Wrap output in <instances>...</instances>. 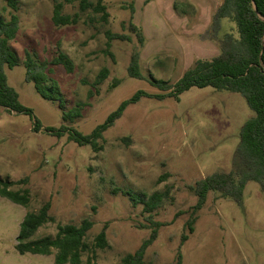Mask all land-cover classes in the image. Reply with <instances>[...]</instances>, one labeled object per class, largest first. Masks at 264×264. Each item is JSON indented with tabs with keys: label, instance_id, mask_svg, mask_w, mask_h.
Here are the masks:
<instances>
[{
	"label": "rangeland",
	"instance_id": "1",
	"mask_svg": "<svg viewBox=\"0 0 264 264\" xmlns=\"http://www.w3.org/2000/svg\"><path fill=\"white\" fill-rule=\"evenodd\" d=\"M16 1L20 30L11 45L21 61L7 75L32 116L0 106V177L28 178L12 188H28L31 203L25 207L0 196V264H56V250L35 255L16 248L25 215L48 201L56 222L41 227L34 239L55 238L59 223L91 220L87 241L94 243L107 225L109 246L96 249L95 256L85 253L83 264H123V257L152 233L143 202L167 190L169 196L153 212L164 225L144 264H175L180 255L183 264H264V190L256 181L248 182L240 203L211 192L194 231L187 226L198 199L193 187L215 172L234 169L241 128L253 115L246 99L238 92L197 86L178 98L149 96L165 93L152 78L175 83L197 59L220 53L211 25L223 0H103L108 23L92 9L81 12L76 1L65 4L63 13L78 15L79 21L65 26L53 22V0ZM0 10L9 16L7 0H0ZM131 23L142 30L144 44ZM231 26L225 19L222 34ZM108 31L132 40L109 42ZM136 51L143 79L129 74ZM28 52L49 63L57 100L45 99L26 81ZM61 53L72 60V72L53 64ZM105 68L107 79L96 85ZM137 92L145 95L95 142L101 147L69 139L73 131L91 135ZM79 104L84 105L81 116L66 119ZM184 234L189 238L183 243Z\"/></svg>",
	"mask_w": 264,
	"mask_h": 264
},
{
	"label": "trees",
	"instance_id": "2",
	"mask_svg": "<svg viewBox=\"0 0 264 264\" xmlns=\"http://www.w3.org/2000/svg\"><path fill=\"white\" fill-rule=\"evenodd\" d=\"M12 9L6 17L0 10V106L17 113L30 114L29 108L20 101L18 91L9 84L7 69L19 64L20 57L11 45L18 36L20 30V17L18 15V3L16 0H7ZM78 1L81 12L92 9L100 14V21L109 22L110 14L103 0L93 2L90 0H53V22L57 26L76 24L79 16L64 14L65 4ZM229 19L231 29L223 32V21ZM91 20L95 21L94 18ZM132 32L136 33L139 42L144 44L145 38L141 29L131 23ZM212 40L217 43L220 53L211 59H197L186 70L183 76L175 83L152 78L151 82L164 91V94L149 95L156 98L178 96L190 90L192 87H212L217 90L238 92L246 99L253 115L245 122L240 131V143L236 151L234 169L230 172H215L199 181L194 187L197 203L193 206L191 217L187 223L190 232L194 231V225L198 220V213L207 202L211 192L221 194L229 200L240 203L244 189L248 182L256 181L264 190V0H223L216 10L211 25ZM109 42L114 40H129L131 37L124 34L107 32ZM27 68L26 81L33 83L37 92L48 100H57L53 90L58 89V83L47 72L49 63L36 61L30 52L23 62ZM53 64L63 65L68 72H72L74 65L72 60L61 53L53 60ZM131 77L144 78L141 70L140 52L136 51L129 67ZM109 75V69L105 68L99 75L96 85L102 84ZM60 93V90L58 91ZM145 93L137 92L133 98L124 101L117 111L113 112L107 121L98 126L91 135H82L73 131L69 139L79 145L92 144L97 149L96 141L103 137V133L117 119L121 118L126 108L138 101ZM84 105L79 104L70 110L66 119H75L81 116ZM40 121H36L35 129H41ZM48 132L57 134L54 128H48ZM28 178L18 182H12L0 177V196L13 203L30 206L31 193L28 188L13 189L16 184H27ZM170 191L156 192L145 200L144 211L149 214L147 227H152V233L141 247L135 252L123 257V264H144L148 248L157 240L159 229L164 225L154 220L155 212L163 200L169 196ZM125 194L130 195L129 192ZM51 202L42 205L38 211L28 212L20 226L17 237V251L20 254L32 253L35 255H52L54 250L56 264H83L85 253H95L96 249H105L109 246L107 225L97 234L94 243H89L87 238L93 227L91 220H84L81 224H58V233L55 238L46 237L34 239L38 230L45 224L56 222L51 215ZM188 234L183 235V243L188 240ZM95 256V254H94ZM92 258H90L91 261ZM90 261L88 263H90ZM175 264H183L182 255Z\"/></svg>",
	"mask_w": 264,
	"mask_h": 264
}]
</instances>
